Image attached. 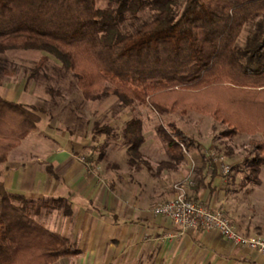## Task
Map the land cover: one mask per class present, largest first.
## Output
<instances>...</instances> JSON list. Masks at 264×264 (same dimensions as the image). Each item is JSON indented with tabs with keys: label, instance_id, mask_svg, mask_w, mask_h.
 I'll return each instance as SVG.
<instances>
[{
	"label": "trees",
	"instance_id": "obj_1",
	"mask_svg": "<svg viewBox=\"0 0 264 264\" xmlns=\"http://www.w3.org/2000/svg\"><path fill=\"white\" fill-rule=\"evenodd\" d=\"M145 9L154 16L135 25ZM126 23L135 26L125 30ZM13 49L56 57L87 100L116 95L123 105L149 102L161 113L210 115L224 126L223 136L261 133L263 140L253 141L252 156L245 157L247 178L258 181L264 165V0H107L103 6L97 0H0V53ZM40 109L0 95V163L37 128ZM112 129L96 124L93 131ZM122 130L128 162L138 168L144 163L143 121L130 118ZM157 130L170 154L160 167L199 147L176 123ZM47 171L59 178L52 164ZM53 209L72 213L65 198H30L0 180V264H54L80 252L72 239L36 220Z\"/></svg>",
	"mask_w": 264,
	"mask_h": 264
},
{
	"label": "crops",
	"instance_id": "obj_2",
	"mask_svg": "<svg viewBox=\"0 0 264 264\" xmlns=\"http://www.w3.org/2000/svg\"><path fill=\"white\" fill-rule=\"evenodd\" d=\"M10 51L31 50L13 49L0 53V71L4 76L0 77V95L30 109L34 104L23 101L18 94L19 86L24 85L27 80L21 79L11 83L17 67L10 66L11 61L7 58ZM10 85H16L13 86L14 91L9 88ZM49 124V117L41 116L37 128L22 138L19 145L9 152L7 159L0 163V180L9 191L30 198H65L72 213L64 214L71 216L74 212L78 219L76 207L83 201L79 192L93 179L87 178V166L68 148L65 132L58 131L54 134L55 142L46 141L49 138L46 132L50 129ZM17 149L19 153L15 157L13 153ZM142 149L143 146L141 151ZM210 151L225 156V160L222 162L210 156ZM167 160H170V154L169 159L160 160L155 168L153 162L142 156L144 163L140 167L132 165L139 175L135 186L141 193V204H137L133 199H126L124 201H127V204L117 206L119 210L114 212V197L108 191L102 192L105 193L102 195L104 202H111V218L108 213L91 214L87 221L84 220L85 236L80 241L73 239L80 252L77 255H69L75 257V264H84V261L92 264L94 260L99 261V246L103 244L102 240H105L106 244H111L110 241L117 244L118 240H128L129 237L131 239V235L133 239L131 226L128 227L117 220L130 216L134 209L137 211L136 217L143 220L139 236L143 240H149L147 246L158 264H264V256L258 251L237 245L216 230H205L201 227L182 230L170 217L155 214L149 209L151 202L170 198L174 193L175 183L190 177L192 183L187 187L190 199L224 212L243 234L264 237V201L259 195L260 191L255 192V189L258 191L263 184L261 173H264V165L257 176V182L249 180L247 173L235 175L232 169L239 165L241 160L234 161L213 146L202 142H199L198 148L186 152L182 161H172L163 167L159 166L161 161ZM223 163L230 165L229 173L223 171ZM48 164H52L59 178L48 174ZM110 237L117 238L109 241ZM112 250L113 256L114 248ZM127 253L123 244L121 254L112 260V256L109 259H121Z\"/></svg>",
	"mask_w": 264,
	"mask_h": 264
},
{
	"label": "rangeland",
	"instance_id": "obj_3",
	"mask_svg": "<svg viewBox=\"0 0 264 264\" xmlns=\"http://www.w3.org/2000/svg\"><path fill=\"white\" fill-rule=\"evenodd\" d=\"M97 1L99 6L107 3V0ZM154 14L155 11L145 9L141 13V18L134 24L137 25L145 19H151ZM135 25L126 23L123 27L125 30H132ZM247 33V30L242 32L239 39L240 44L245 42ZM44 55H47L48 59L43 67L35 69ZM7 58L8 61H11L10 66L17 67L11 83L19 82L21 79L27 80L24 85L19 84L21 85L19 86L20 89L18 88L20 99L41 108L42 110H37V113L50 119V129L46 130L49 138L46 141L55 142L54 134L58 131L65 132L68 148L72 150L73 155L80 162L87 166V178L93 179L79 192L83 201L76 207L79 213L78 219H76L74 212L71 216L65 215L63 209L43 210L41 214L35 216L36 220L49 230L66 235L72 240L80 241L83 239L86 234L84 220L87 221L89 215L108 213L111 218L109 210L111 202L107 204L104 202L102 195L105 193L102 192L108 191L114 197V212L119 210L117 206L122 207L123 203L127 204V201L126 203L124 201L126 199H133L137 204L141 202V193L135 186L139 175L128 162L130 155L122 132L125 122L130 118L137 117L143 121L145 142L142 145V156L153 162L155 168H157L160 160L169 159L166 144L160 139L157 130L161 125L171 129V124L176 123L198 142L213 146L234 161L241 160L239 165H235L232 169L235 175L248 174L249 167L246 161L242 162V160L245 157L251 158L250 149L253 141L263 140L261 133L223 136L224 126L217 123L210 115H202L196 112H188L187 114L180 112L161 113L149 102H134L129 106L123 105L116 95H110L99 100H87L77 86L76 76L64 68L56 57L44 51H10ZM0 77L4 78L1 71ZM13 86H9L12 91H14ZM96 124L112 126V132L96 134L93 131ZM19 143L14 147L18 146ZM18 153L19 150L17 149L13 155L17 157ZM83 157L84 161L81 160ZM261 174L264 178V173ZM186 179L191 181L190 177H186ZM92 189L94 190L93 193ZM258 189V191L255 189V192L260 191L259 195L264 201V181ZM157 202L150 203L149 209L151 211ZM133 211V214L124 219L119 218L117 222L128 227L131 226V234L134 235V238L132 239L131 235V239L129 237L128 240H118L117 244L110 241L116 240L112 238L117 237L108 239L111 244H106L105 240H102L103 244L99 246L100 260H94L92 264H112V262L113 264H158L153 254H150L147 246L149 240H143L139 236V229L143 220L136 217L135 212L137 211L135 209ZM122 243L125 244V250L128 251L127 255L124 258L110 261L113 248L114 254L111 260L121 254ZM110 247L111 249H109ZM74 259L75 257L70 256L62 257L54 264H75ZM90 263L84 261V264Z\"/></svg>",
	"mask_w": 264,
	"mask_h": 264
},
{
	"label": "built area",
	"instance_id": "obj_4",
	"mask_svg": "<svg viewBox=\"0 0 264 264\" xmlns=\"http://www.w3.org/2000/svg\"><path fill=\"white\" fill-rule=\"evenodd\" d=\"M209 155L222 162L225 160V156L219 155L216 151H210ZM81 160L84 161V157ZM223 171L229 173L230 165L224 164ZM191 183L189 179L175 183L173 195L158 202L154 206L153 212L170 217L182 230L199 227L205 230H216L233 243L254 249L264 256V237L243 234L224 212L190 199L187 187Z\"/></svg>",
	"mask_w": 264,
	"mask_h": 264
}]
</instances>
